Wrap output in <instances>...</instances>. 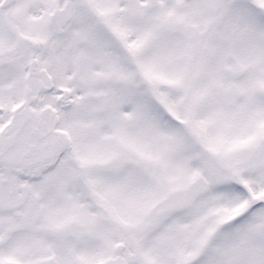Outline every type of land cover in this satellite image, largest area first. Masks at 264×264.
Here are the masks:
<instances>
[{"label":"snow or ice","instance_id":"snow-or-ice-1","mask_svg":"<svg viewBox=\"0 0 264 264\" xmlns=\"http://www.w3.org/2000/svg\"><path fill=\"white\" fill-rule=\"evenodd\" d=\"M0 264H264V0H0Z\"/></svg>","mask_w":264,"mask_h":264}]
</instances>
